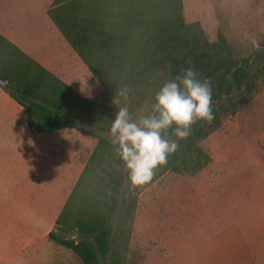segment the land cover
Here are the masks:
<instances>
[{"label":"trees","instance_id":"obj_1","mask_svg":"<svg viewBox=\"0 0 264 264\" xmlns=\"http://www.w3.org/2000/svg\"><path fill=\"white\" fill-rule=\"evenodd\" d=\"M182 11L183 0H54L47 10L49 18L102 91L85 100L1 35L0 80L25 109L26 124L34 132L84 131L76 119L79 113L83 122L109 132L124 101L117 95L122 87L129 89L128 104L134 100L150 109L155 91L192 67L199 78L211 82L214 119L198 120L149 183L167 172L195 175L212 161L200 142L219 128L225 116L242 110L257 90L251 87V58L236 57L222 32L210 41L201 23L185 22ZM260 71L264 72V61ZM32 86L41 88L44 96L34 94ZM94 136L96 147L48 239L70 249L82 264H128L131 226L127 232L115 226V216L123 203V220L130 225L137 199L126 195V170L111 171L103 182L102 171L114 146Z\"/></svg>","mask_w":264,"mask_h":264},{"label":"rangeland","instance_id":"obj_2","mask_svg":"<svg viewBox=\"0 0 264 264\" xmlns=\"http://www.w3.org/2000/svg\"><path fill=\"white\" fill-rule=\"evenodd\" d=\"M182 12L185 22L201 23L210 41L222 32L236 57H250L252 91L264 86V72L260 71L264 0H183ZM255 97L239 116L238 112L225 116L219 128L200 142L212 161L199 173L167 172L152 183L135 187L125 181L126 195L136 196V212L129 225L123 220L125 205L120 202L115 226H122L125 232L131 226L128 264H264V230L256 212L264 200L256 197L258 190H264V92ZM123 103L127 102L119 107ZM128 106L133 119L150 111L134 100ZM93 127L111 141L109 132ZM106 162L103 182L111 171L125 170L114 151ZM47 224L48 215L40 218V254L48 251L49 242L43 237ZM13 232L0 221V264H18L27 253L18 252ZM69 259L71 264H82L75 254Z\"/></svg>","mask_w":264,"mask_h":264},{"label":"crops","instance_id":"obj_3","mask_svg":"<svg viewBox=\"0 0 264 264\" xmlns=\"http://www.w3.org/2000/svg\"><path fill=\"white\" fill-rule=\"evenodd\" d=\"M53 1L0 0V35L90 101L102 85L49 18L47 10ZM4 87H0V221L16 234L18 252H27L18 264H71L69 256L74 253L50 241L48 234L84 171L98 134L93 125L79 119L80 113L76 119L84 131L34 132L26 124L25 109ZM31 90L44 96L41 88L32 86ZM262 92L264 86L247 108ZM256 197L264 198V190H258ZM256 212L264 230V200ZM47 215L43 237L49 242L48 251L40 254L37 231L40 218L47 219Z\"/></svg>","mask_w":264,"mask_h":264},{"label":"clouds","instance_id":"obj_4","mask_svg":"<svg viewBox=\"0 0 264 264\" xmlns=\"http://www.w3.org/2000/svg\"><path fill=\"white\" fill-rule=\"evenodd\" d=\"M4 83L0 81V87ZM128 93L129 89L122 87L117 95L127 101ZM212 93L211 82L199 78L188 67L155 91L147 115L133 119L127 103L118 108L109 136L132 186L144 185L153 179L158 167L166 165L169 155L178 149V141L190 135L194 122L214 119ZM169 130L175 139L169 138Z\"/></svg>","mask_w":264,"mask_h":264},{"label":"water","instance_id":"obj_5","mask_svg":"<svg viewBox=\"0 0 264 264\" xmlns=\"http://www.w3.org/2000/svg\"><path fill=\"white\" fill-rule=\"evenodd\" d=\"M0 81H2V80H0ZM4 85H5V83L3 84V86H2V87H4Z\"/></svg>","mask_w":264,"mask_h":264}]
</instances>
